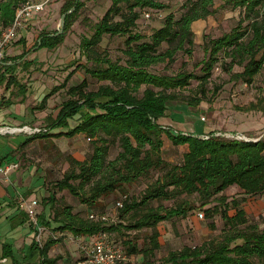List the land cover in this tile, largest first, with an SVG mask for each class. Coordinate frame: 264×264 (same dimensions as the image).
Returning a JSON list of instances; mask_svg holds the SVG:
<instances>
[{
  "label": "trees",
  "instance_id": "16d2710c",
  "mask_svg": "<svg viewBox=\"0 0 264 264\" xmlns=\"http://www.w3.org/2000/svg\"><path fill=\"white\" fill-rule=\"evenodd\" d=\"M25 1L0 0L1 29L12 25L15 9ZM169 1L111 0L110 7L92 26L91 35L80 39V50L87 63H91L89 67L84 66L85 72L105 83L96 90H87L84 81L70 86L69 98L62 103L49 126V136L47 131L40 132L29 136L27 141L47 137L72 138L78 134L90 140V156L84 160L67 156L69 168L62 179L54 184L55 189L67 190L82 204L94 203L103 196H109L153 170L161 171L162 174L147 186L140 201L125 200V211L146 205L152 200H166L178 195L197 196L198 205L183 200L163 212L150 208L128 227L152 230L148 248L138 249L131 239L124 241L126 247L123 248L129 257L143 256L144 262L141 264H152L149 259L160 248L157 225L173 218H185L196 209L204 210L209 217L214 214L221 216L224 222L221 236L200 246L171 251L164 260L165 264H264V227H259L257 223L249 224L239 200L228 202L223 194L227 188L237 186L243 195H264V137L257 141L239 140L215 135L214 131H210L205 134L207 138H203L199 133L175 132L158 123L160 118L168 116L173 102L191 108L199 107L221 51L232 64L242 67V71L235 74L233 79L244 84L251 83L261 70L264 58V0H224L219 6L215 5L214 0H187L182 6V14L175 18L169 13L147 40L143 34L133 32L140 21L146 20L145 13L151 15L147 21L153 17L163 19L161 13ZM83 5L80 0H66L61 11L62 14L70 12L66 15L63 33L57 36L41 34L35 47L52 48L60 45ZM122 5H125V11ZM237 8L245 10L249 23L246 28L239 26L221 37L208 40L203 47L204 58L199 63L201 75L181 71L170 76L151 71L156 65L173 63L179 51L192 57L193 22L205 20L220 10ZM104 36H126V48L123 51L125 60L122 64L97 53L96 47ZM164 44L166 48L162 49ZM30 51H24L19 60ZM259 55L261 59L257 60ZM7 61H0V87L4 83L6 87L17 83L13 76L18 67L17 60L9 65ZM23 66L29 65L24 62ZM191 80H198L199 96L180 99L176 91L184 90ZM45 106L46 98L37 109L42 110ZM247 110L264 113V98L251 103ZM70 121H75V124L71 125ZM165 137L174 146L184 149L180 163L171 164L162 158ZM114 143H118L120 151L114 159L109 160L110 147ZM54 197V193H49L47 202L52 205ZM212 200L218 204L206 208ZM230 205L234 211L232 215L229 214ZM15 219L18 220L15 225L28 221L23 211ZM37 223L39 227H49L53 233L63 235L49 237L43 244L33 239L22 256L24 264H69L67 261L59 263V256H49L51 247L59 243L65 233L92 236L107 232L110 235L118 228L113 224L83 218L78 212L74 213L70 205L58 208L50 220L46 218L45 212L38 213ZM34 230L37 233L36 227ZM6 257H10L13 264H20L13 257L11 245L3 243L0 259Z\"/></svg>",
  "mask_w": 264,
  "mask_h": 264
},
{
  "label": "rangeland",
  "instance_id": "374dc122",
  "mask_svg": "<svg viewBox=\"0 0 264 264\" xmlns=\"http://www.w3.org/2000/svg\"><path fill=\"white\" fill-rule=\"evenodd\" d=\"M65 1L53 0L50 2L42 13L34 16L27 23V26L17 34L8 47L10 49L15 48L13 52L10 51L9 56L11 57L9 59L19 61V67L16 69V73H18L16 76L17 84H22L26 88L25 92L28 93L27 99L29 100L26 99L24 102L28 108H31V112L27 113L29 117L25 118L21 126L39 128L42 132L45 130L48 136L51 133L49 126L53 120L51 116L57 115L56 112L59 111L62 103L69 98L68 89L70 86L78 85L84 81L87 90H96L105 83L97 81L85 72L84 66L89 67L91 63H87L80 50V39L83 36L91 35L92 26L110 7L111 0H80L84 5L77 20L65 32L63 42L52 48L48 46L35 47L41 34L52 36L58 32L60 19L63 15L61 6ZM186 1L170 0L161 13L163 19L160 20L158 17H153L149 21L143 19L136 25L133 32L143 34L147 40L148 36L162 25L164 18L169 13H172L175 18L179 17L184 10L182 6ZM223 1L214 0L216 6L222 4ZM122 6L125 11V5ZM209 18L214 21V24L194 34L191 58L179 51L173 63L156 65L151 68V71L170 76L181 71L201 75L199 63L204 58L203 47L208 40L221 37L239 26L246 28L249 23L245 10L241 8L220 10L216 15ZM194 30L196 31V29ZM125 40L126 36H104L101 43L96 47V51L100 56L108 57L113 61H120L122 64L125 60L123 52L126 48ZM165 48L166 45L164 44L162 49ZM26 50L31 51L19 60V56ZM218 58L219 60L214 65L211 77L205 86L206 93L202 97L203 101L199 107L191 108L186 104L173 102L168 113L175 112L181 119L190 121L197 132L214 131L215 135L231 136L227 138L236 139L238 136H243L246 139L259 140L264 137V113L248 111L247 109L251 103H256L260 98H264V58H262L261 70L249 84L233 79L235 74L242 71V67L238 64H232L224 51L218 54ZM259 59H261L260 55L257 56V60ZM24 62H27L29 66L24 67ZM198 89V80H191L188 87L176 92L180 99L188 100L199 96ZM9 93L21 96L16 86L11 87ZM2 96L0 95V100L3 99ZM45 98L47 115L35 117L40 112L37 106ZM208 108L210 109L208 110ZM3 124L17 125L18 123L10 119L9 112L2 108L0 109V125ZM70 124L74 125L75 121H70ZM29 136H33V134L23 133L17 139L19 143H22ZM62 138V142L58 145H53L49 137L32 145L29 142L23 149V153L19 155L18 169L25 173L26 177L31 174L33 181L38 183L37 186H40L36 195L37 212L43 210L48 220L52 218L53 213L58 208L63 205H70L73 207V212H78L83 218H87L89 212L106 216L108 220L106 224H113L118 227L117 231L110 232V238L117 240L123 247H126L124 241L131 239L138 249H145L149 246L152 230L128 228L142 213L150 208L163 212L167 208L178 205L183 200L195 205L199 204L195 194L190 196L178 195L166 200H152L146 205L125 211V200L128 202L140 201L147 186L151 185L162 174L158 170L151 171L148 175L124 185L115 193L103 196L94 203L82 204L77 197L72 196L67 190L55 189L54 184L62 179L63 174L69 168L67 156H76L75 158H79L78 160H84L92 153V145L83 134L74 139L69 138V140L66 137ZM119 151L118 143L112 144L108 159H114ZM183 152L182 147L174 146L165 137L161 153L164 160L171 164L180 163ZM51 192L55 195V202L52 205L47 202V196ZM223 194L228 198V202H231L232 199L239 200L240 207L246 212L249 224L257 223L259 227H264V195L246 196L237 186L227 188ZM21 197L27 199L26 195ZM119 201L123 202L122 208L116 207V203ZM217 204L216 200H212L206 208ZM200 213L203 215L202 219L199 217ZM229 214H234L232 206L229 209ZM32 226L34 225L32 224ZM6 227L8 226L2 225L0 227V238L5 237L8 231ZM223 228L224 222L219 214L209 217L201 209L192 210L185 218L177 217L160 222L157 225L160 248L154 251L149 261L152 264H165L164 260L171 251L181 250L184 247L200 246L208 240L218 239ZM40 229L41 231H38L35 236L40 244H43L49 237L58 238L63 235L58 232L53 233L49 227L42 226ZM77 239L78 236L72 234L62 237L60 242L51 249V257H61L59 263L67 261L69 264H74V261L80 256ZM31 242V238H25L27 248ZM13 257L15 258V256ZM142 262H144V258L139 254L131 256L126 263L141 264Z\"/></svg>",
  "mask_w": 264,
  "mask_h": 264
},
{
  "label": "crops",
  "instance_id": "0c3cea01",
  "mask_svg": "<svg viewBox=\"0 0 264 264\" xmlns=\"http://www.w3.org/2000/svg\"><path fill=\"white\" fill-rule=\"evenodd\" d=\"M214 24V21L210 18L206 20H197L192 23V31L194 34L199 33L202 31L205 27H211ZM196 29V31L194 30ZM15 49V48H14ZM14 49L8 48L6 52H4V56L2 59H8L7 64H13V60L9 59L11 56H9L10 51H14ZM19 61L16 62L18 64ZM19 65V64H18ZM19 67V66H18ZM17 67V68H18ZM16 68V69H17ZM16 69L13 72L14 78H16L17 74ZM17 81V79H16ZM20 85V84H19ZM19 85L13 84L8 87H6L5 83L0 87V95L2 96V100H0V109H6L10 114V119H12L14 122H17V125H0V126H12V127H19L23 125V121L25 118L27 119L29 116L27 115L28 112H31V108H28V105L24 102L28 98V93L25 92V87L23 88V85L21 84V88H19ZM18 87V91L21 93V96L11 95L9 93L11 87ZM10 87V88H9ZM6 90V91H5ZM29 100V99H27ZM46 106L44 109L39 110V114H36L35 117H38L39 115H47L45 112ZM46 113V114H45ZM58 113V111L56 112ZM53 117V120L56 118ZM158 123L164 127V128H171L175 132H181L184 134H200V136H204L208 133V131L204 132H197L194 125L187 120L181 119L178 114L175 112H171L168 114L167 117L160 118L158 120ZM210 132V131H209ZM78 134L72 137L71 139H74L76 137H79ZM19 134L11 135H0V167H4L9 164H17L19 167V155L23 153V149L25 146H27L30 142V145L34 143H38L44 138L41 139H35L31 141H27V137L25 142L19 143L17 137ZM16 137V138H15ZM50 141L53 143V145H58V143L62 142L63 138H54L49 137ZM69 140V138H67ZM76 157V156H75ZM79 159V158H77ZM18 167L16 169H13L7 178H4L0 174V227L2 225H6L8 227V231L5 235V237L0 238V255L2 253V244L6 243L11 245V249L13 252V256H15L16 260L18 259L21 264H24L22 262V256L24 255L25 251L27 250V247L25 246V238L29 237L31 240L35 239L36 232L34 230V226L29 222V220L23 224L15 225L17 223L16 216L19 214V212L23 211L18 207V198L22 195L27 196V200H34L36 199V195L38 194L40 186H37L38 183L33 181L32 175L30 176L25 175V173H22ZM38 207V205H37ZM24 212V211H23ZM37 212V208H36ZM43 212V210H41ZM37 212V214L41 213ZM25 213V212H24ZM90 213V212H89ZM70 233H65L64 236L69 235ZM89 235L85 236H78V241H83L89 239ZM36 240V239H35ZM54 247V246H53ZM51 247V249L53 248ZM51 249L49 251V256ZM14 258V259H15ZM0 264H13V261L10 257L2 258L0 259Z\"/></svg>",
  "mask_w": 264,
  "mask_h": 264
},
{
  "label": "built area",
  "instance_id": "2783aa9c",
  "mask_svg": "<svg viewBox=\"0 0 264 264\" xmlns=\"http://www.w3.org/2000/svg\"><path fill=\"white\" fill-rule=\"evenodd\" d=\"M52 1L53 0H26L22 5L15 9L12 25L5 29L0 28V61L4 56V51L11 45L17 34L27 26V23L32 20L34 16L42 13L45 10V7ZM150 17L151 15L149 13H145L144 18L146 20ZM40 132H42L41 129L30 128L28 126H0V135H20L23 133L34 135ZM43 132H45V130ZM202 137L207 138V136ZM236 139L247 140L243 136H238ZM17 167V164H9L0 167V174L4 178H7L9 173ZM17 202L18 207L26 213L29 222L37 228V232H40L41 229L37 223V200L34 199L29 201L19 197ZM116 207L122 208L123 202H117ZM199 217L202 219V213L199 214ZM87 218L89 220L102 221L105 223L108 221L106 216H100L93 212H90ZM78 249L80 256L75 264H119L127 262L130 258L123 246L120 243H115L107 232H100L96 235L90 236L87 240L80 241Z\"/></svg>",
  "mask_w": 264,
  "mask_h": 264
},
{
  "label": "water",
  "instance_id": "95a60500",
  "mask_svg": "<svg viewBox=\"0 0 264 264\" xmlns=\"http://www.w3.org/2000/svg\"><path fill=\"white\" fill-rule=\"evenodd\" d=\"M70 11L64 13L62 16H61V19H60V24H59V30L58 32L55 34L56 36L57 35H60L62 32H63V28H64V24H65V18H66V15L69 13ZM257 141V140H256Z\"/></svg>",
  "mask_w": 264,
  "mask_h": 264
}]
</instances>
